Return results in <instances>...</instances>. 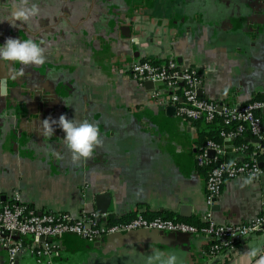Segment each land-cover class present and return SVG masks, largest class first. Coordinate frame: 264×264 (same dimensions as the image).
Returning a JSON list of instances; mask_svg holds the SVG:
<instances>
[{
	"label": "crops",
	"instance_id": "0c3cea01",
	"mask_svg": "<svg viewBox=\"0 0 264 264\" xmlns=\"http://www.w3.org/2000/svg\"><path fill=\"white\" fill-rule=\"evenodd\" d=\"M35 3L39 15L14 17ZM31 37L43 64L0 62V201L18 199L38 211L79 216L98 211L109 194L116 219L130 214H172L193 224L240 223L264 208V174L229 179L213 206L206 199L209 166H198V127L177 113L171 89L135 79L133 62L174 58L194 68L199 94L229 105L264 99V0H0V43ZM264 122V108L260 112ZM61 114L99 126L102 143L89 158L73 161L64 130L44 119ZM256 137L222 138L223 159L242 161ZM263 141V140H262ZM215 153L209 151V157ZM16 264H146L159 251L177 264H255L244 253L264 246V231L233 251L209 256L203 235L135 231L88 241L74 234L53 239L49 255L22 236ZM0 247V264H8Z\"/></svg>",
	"mask_w": 264,
	"mask_h": 264
},
{
	"label": "built area",
	"instance_id": "2783aa9c",
	"mask_svg": "<svg viewBox=\"0 0 264 264\" xmlns=\"http://www.w3.org/2000/svg\"><path fill=\"white\" fill-rule=\"evenodd\" d=\"M132 76L145 82L163 81L171 89V101L177 113L185 119L205 118L213 121L218 115L226 124H235L232 129H223V138H236L250 134L257 139L264 138V122L261 110L264 99H252L243 104L229 105L205 99L199 94L200 77L194 68H182L174 58L165 63H154L140 59L130 67ZM181 89V93L179 90ZM198 166H209L206 178V199L213 206L220 196L224 184L232 178L247 176L258 178L264 174V149L261 144L242 161H229L221 157L222 144L209 139L197 146ZM216 155L209 157V151ZM109 214L96 209L84 210L79 216L64 211H38L18 199L0 201V247L8 252V264H16L25 249L24 235H33L41 247L34 250L38 257L49 255L53 239L65 234H74L88 241H96L103 236L126 233L133 230H157L166 233H187L205 236L210 244L209 256H217L223 251H233L240 241L264 231V208L254 218L240 222L219 223L206 217L204 225L168 218L162 215L147 216L137 213L131 219L109 222Z\"/></svg>",
	"mask_w": 264,
	"mask_h": 264
},
{
	"label": "clouds",
	"instance_id": "9594fccd",
	"mask_svg": "<svg viewBox=\"0 0 264 264\" xmlns=\"http://www.w3.org/2000/svg\"><path fill=\"white\" fill-rule=\"evenodd\" d=\"M39 7L35 3H26L23 7H17L14 17L22 22H28L39 15ZM46 60L41 44L31 37H7L0 43V62L8 61L13 64L19 62L22 65L43 64ZM44 133L53 134L54 123L64 130V142L72 153L73 161L80 158H89L94 149L102 143L99 126L90 121H76L61 114L58 121L44 119ZM244 255L248 259H255V264H264V246L254 245L247 249ZM176 254H170L166 258L162 252H155L146 258V264H177Z\"/></svg>",
	"mask_w": 264,
	"mask_h": 264
},
{
	"label": "trees",
	"instance_id": "16d2710c",
	"mask_svg": "<svg viewBox=\"0 0 264 264\" xmlns=\"http://www.w3.org/2000/svg\"><path fill=\"white\" fill-rule=\"evenodd\" d=\"M156 63V62H154ZM179 93H181V89L179 90ZM255 99H261L260 97H257ZM188 120L189 122H192L193 124H195L198 129H199V136H200V143H203L209 139H213V140H216L218 142L221 141V139L223 138L220 134L221 130L223 129H232L234 128V125L235 124H226L223 120V117L222 116H217L213 121H207L205 118H200V119H186ZM242 136H239V137H236L235 139L236 140H240ZM262 145L261 147L264 149V138L262 139ZM221 143V142H220ZM156 215H162V216H165V217H168V218H174V216L172 214H148V216H156ZM135 216V214H130L128 216H125L123 218H120V219H116L114 217H110L109 218V222L110 223H113V222H116L118 220H125V219H131ZM206 222H199V223H195V225H204ZM30 235V234H28ZM26 236V235H24ZM23 239V238H22Z\"/></svg>",
	"mask_w": 264,
	"mask_h": 264
},
{
	"label": "water",
	"instance_id": "95a60500",
	"mask_svg": "<svg viewBox=\"0 0 264 264\" xmlns=\"http://www.w3.org/2000/svg\"><path fill=\"white\" fill-rule=\"evenodd\" d=\"M147 82L149 83H152L154 86L155 85H161L163 84L164 82L163 81H152V80H148ZM200 92V90H199ZM255 142H258V143H261L262 142V139H255L254 140ZM211 152L215 153L214 150H210ZM97 207H98V211L100 213L102 212H109V211H112L113 207L111 206V201H110V198H109V194H103V195H98L97 198ZM135 231H145V232H154V233H157L158 235H167L169 233H166L164 231H157V230H144V229H141V230H133V231H130V232H126L127 234L129 233H132V232H135ZM120 235L122 233H117V234H113V235H110V236H103L101 237L100 239H98L101 242H107L109 240L110 237L114 236V235ZM174 234H187V233H178V232H174Z\"/></svg>",
	"mask_w": 264,
	"mask_h": 264
}]
</instances>
